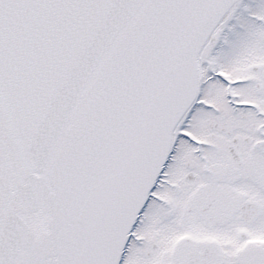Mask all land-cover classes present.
Listing matches in <instances>:
<instances>
[{"label":"snow or ice","instance_id":"obj_1","mask_svg":"<svg viewBox=\"0 0 264 264\" xmlns=\"http://www.w3.org/2000/svg\"><path fill=\"white\" fill-rule=\"evenodd\" d=\"M0 264H264V0H0Z\"/></svg>","mask_w":264,"mask_h":264}]
</instances>
